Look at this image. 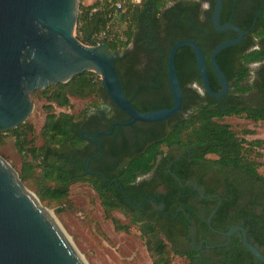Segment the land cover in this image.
<instances>
[{
	"label": "trees",
	"instance_id": "trees-1",
	"mask_svg": "<svg viewBox=\"0 0 264 264\" xmlns=\"http://www.w3.org/2000/svg\"><path fill=\"white\" fill-rule=\"evenodd\" d=\"M117 2L122 8L116 13ZM203 2L208 4L205 10L200 8ZM230 3L222 0L221 20ZM213 5L214 0H140L137 4L95 0L79 5L75 35L82 44L95 46V36L107 33L101 45L121 54L113 66L130 98L127 90L143 92L139 86L150 75L160 71L166 76L167 56L177 41L193 40L202 47L188 27H199L209 20ZM207 31L210 52L224 40L225 33L213 30L210 22ZM248 46L238 44L216 56L229 91L217 102L205 101L194 90V109L187 104L189 84L200 86V82L188 79L185 61L191 49L179 48L175 67L183 94L180 113L165 121L142 123L145 134L134 144L102 149L100 158L91 159L88 166L100 175L84 173L86 161L98 151L91 153L80 136L77 118L65 112L53 113L55 107L70 108V97L94 99L96 104L90 105L98 107L106 91L92 72L30 94L46 101L40 145L32 138L33 127L23 123L9 132L0 131V147L5 135L14 138L23 159L22 182L32 180L35 169H41L34 190L41 202L63 201L73 184L88 183L107 214L118 212L128 220L125 225L112 218L116 231L126 232L129 225L138 227L152 264H172V256L184 258L185 264H261L241 246L240 233L233 234L227 245L205 250L202 244L197 249L201 241L210 246L226 241L211 229L227 232L240 226L248 242L264 256V174L258 172L263 165L258 149L264 140H247L245 136L253 131L243 130L239 136L223 121L236 117L264 122V40L246 52ZM254 63L262 65L260 75L253 80L248 66ZM209 79L212 90H219L217 81ZM157 80L162 83L161 78ZM142 95L143 106L131 102L141 113L172 105L170 94ZM115 110L120 121L126 120L113 105L111 122L117 119ZM218 198L220 203L208 226L206 221ZM153 204L158 207L154 209Z\"/></svg>",
	"mask_w": 264,
	"mask_h": 264
},
{
	"label": "water",
	"instance_id": "water-1",
	"mask_svg": "<svg viewBox=\"0 0 264 264\" xmlns=\"http://www.w3.org/2000/svg\"><path fill=\"white\" fill-rule=\"evenodd\" d=\"M78 1L0 0L1 132H9L25 123L33 108L30 94L50 85L67 83L75 75L86 71L99 76L112 103L129 118L126 122L114 123L104 135L110 134L116 126L165 121L181 111L183 94L175 67V54L182 47L190 48L195 56L202 89L216 100L228 93L229 85L216 63V56L238 45L249 30L242 31L229 21L220 24L222 0H214L211 14L213 28L217 32L233 31L236 37L220 42L210 53V66L220 90L214 92L211 89L204 55L196 42L179 40L171 47L166 64L172 105L145 113L137 111L131 99L126 97L113 66L116 55L101 48V44L86 46L76 38ZM89 137L98 144V156L99 136ZM4 162L0 157V264H79L74 252L64 245L28 198L17 174ZM219 203L218 198L216 207L206 221L208 226ZM211 230L226 239L225 243L217 246L226 245L233 234L240 233L241 246L264 264V256L248 242L244 228L233 226L227 232ZM213 247L216 246L206 245V248Z\"/></svg>",
	"mask_w": 264,
	"mask_h": 264
},
{
	"label": "rangeland",
	"instance_id": "rangeland-1",
	"mask_svg": "<svg viewBox=\"0 0 264 264\" xmlns=\"http://www.w3.org/2000/svg\"><path fill=\"white\" fill-rule=\"evenodd\" d=\"M94 1L79 0L78 4L87 5ZM129 1L137 4L140 0ZM101 48L105 49L103 46ZM98 78L99 76L97 80ZM30 100L33 103V108L25 123L33 127L32 138H34L35 145L37 146L41 143L40 134L46 117L44 109L46 101L37 96H30ZM70 104V108L59 109L55 107L53 113L57 115L60 112H65L76 118L77 112L80 110H85L87 107L97 108L91 107L90 105L96 104V100L88 98L70 97ZM223 121L229 124L239 136L242 135L241 132L243 130L253 131L252 135L245 136L247 140H264V122L255 123L236 117H226ZM258 150L262 154L260 161L263 164L258 169V172L264 174V145ZM0 157L6 161V164L14 170L19 178L23 159L15 148L14 138L12 136L5 135L0 147ZM40 176L41 169L36 168L32 180L22 182L19 178L22 184L21 186L36 196L34 190L40 182ZM40 203L52 212L54 222L69 238L73 247L80 255V264H152L144 241L140 237L138 227L129 225L128 231L126 232L116 231L112 223V218L125 225H128V220L118 212L107 214L102 208L97 194L88 183L78 182L73 184L69 188L67 198L63 201H40ZM171 261L172 264L186 263L184 258L178 256H172Z\"/></svg>",
	"mask_w": 264,
	"mask_h": 264
},
{
	"label": "flooded vegetation",
	"instance_id": "flooded-vegetation-1",
	"mask_svg": "<svg viewBox=\"0 0 264 264\" xmlns=\"http://www.w3.org/2000/svg\"><path fill=\"white\" fill-rule=\"evenodd\" d=\"M198 1V0H196ZM227 4L230 0H226ZM229 9L224 11V14L222 16L221 20V13H220V24L224 25L228 21L241 29L242 31L249 30V33L244 35L242 41L239 43L241 46H248V49L246 52H249L250 50L256 49L259 46V43H261L264 40V0H231V3L229 4ZM208 7V4L203 2L200 6L202 10H205ZM222 12V10H221ZM192 20H190L191 22ZM212 25L211 17L209 20L205 19L201 26L199 27H188L190 34L195 37V39L200 43L202 47H199L204 55V60L206 64V70H207V76L208 81L210 84L209 76L216 80L214 73L211 69L209 57L210 53L207 50L208 46L212 44L208 37V24ZM214 30V28H213ZM219 33H225L223 37V41L233 39L236 37V34L233 31L227 30ZM223 36V35H222ZM253 41V43L250 45V41ZM222 41V42H223ZM133 46H130V48ZM116 55L114 62L121 57V54H114ZM186 68L188 73V79H199L198 75V69H197V63L195 56L191 50V55L187 57L186 61ZM217 63V61H216ZM218 65V63H217ZM260 63H254L249 65V70L251 73L252 78L255 79L256 76L258 77L260 75ZM161 78L162 83H160L157 79ZM252 80V81H253ZM217 81V80H216ZM200 82V79H199ZM189 93L187 98V104L190 105V109H194L197 103V97L194 94V90L205 100V101H211L216 100L213 97H211L208 93H206L201 86H198L197 83L193 82L189 84ZM211 87V86H210ZM140 90H144L143 92H139L138 90H133L132 88L127 90V93L129 95V99H131V102L136 104L137 106H143L142 103H144V95H159V94H170L171 101L172 96L169 88V83L167 79V70H166V76L163 75V73H160V71L156 72L154 75H150L147 77L146 83L140 84L139 86ZM212 89V88H211ZM220 90V88H219ZM219 90H214V92H218ZM227 95V94H226ZM225 95V96H226ZM224 96V97H225ZM222 97L219 100H216L217 102H221V100L224 98ZM112 101L108 97L106 93V97L103 98V101L98 105V107L95 108H86L85 110H80L77 112L76 118L80 127V136L83 138V140L86 142V144L89 146L91 153H94L95 150L98 151V144L96 142H92L94 139L89 137V135H96L99 136L98 140L100 141V153L97 156V153L92 154V156L88 159L89 162L93 158H100L103 151L110 150L112 147L121 146L124 143H130L134 144V142L140 138H142L145 134V127L142 125L141 122H135L131 126H125V127H114L113 131L108 134L104 135L105 133L109 132L111 130V127L114 123H123L129 120L127 117L126 120L120 121L118 112L115 110L116 113V120L111 122V119L109 117L110 112L113 110ZM115 106V105H114ZM116 107V106H115ZM117 108V107H116ZM94 116L97 117V119L93 118ZM110 127L108 128V126ZM122 128V129H121ZM81 133H84L82 136ZM87 160V161H88ZM85 165L84 173L87 175H100V173L93 168L88 169L89 162L87 165ZM88 171V172H87ZM113 184V183H111ZM195 188V187H194ZM197 189V188H195ZM158 206L153 204V208L156 209ZM213 232V231H212ZM216 234V233H215ZM218 235V234H217ZM220 236V235H219ZM205 242V241H204ZM201 241L198 245V250L201 248L202 244H204V249L209 250L212 248H206L208 245L206 242L204 243ZM225 243V242H224ZM223 244V243H222ZM228 244V243H227ZM226 244V245H227ZM220 245V244H219ZM220 247L217 245H211ZM210 246V247H211ZM215 248V247H213Z\"/></svg>",
	"mask_w": 264,
	"mask_h": 264
},
{
	"label": "bare ground",
	"instance_id": "bare-ground-1",
	"mask_svg": "<svg viewBox=\"0 0 264 264\" xmlns=\"http://www.w3.org/2000/svg\"><path fill=\"white\" fill-rule=\"evenodd\" d=\"M5 163V162H4ZM6 164V163H5ZM8 167L9 165L6 164ZM10 168V167H9ZM12 170V168H10ZM13 171V170H12ZM19 183V182H18ZM21 185V184H20ZM25 192L28 195V198L31 200V202L35 205V207L37 208V210L44 216V218L46 219V221L52 226V228L56 231V233L58 234L59 238L61 239V241L64 243L65 246H67L68 248H70L73 252H74V256H76L79 264L81 262V257L78 254V252L75 250V248L73 247L72 243L70 242L69 238L65 235V233L58 228V226L56 225V223L53 220L52 217V212L44 207L40 201L38 200V198L32 193L30 192L28 189L22 187ZM83 264V263H82Z\"/></svg>",
	"mask_w": 264,
	"mask_h": 264
},
{
	"label": "built area",
	"instance_id": "built-area-1",
	"mask_svg": "<svg viewBox=\"0 0 264 264\" xmlns=\"http://www.w3.org/2000/svg\"><path fill=\"white\" fill-rule=\"evenodd\" d=\"M121 8H122L121 2L115 3V11H116V13L119 12V10H121ZM107 37H108V35H107V33L105 31L99 32L95 36V41H96V45L95 46L100 45L102 40L106 39ZM95 46H93V47H95Z\"/></svg>",
	"mask_w": 264,
	"mask_h": 264
}]
</instances>
